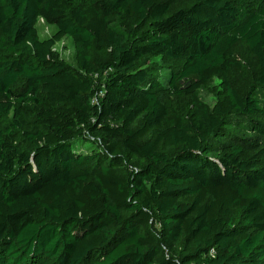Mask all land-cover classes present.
Wrapping results in <instances>:
<instances>
[{
	"label": "trees",
	"instance_id": "16d2710c",
	"mask_svg": "<svg viewBox=\"0 0 264 264\" xmlns=\"http://www.w3.org/2000/svg\"><path fill=\"white\" fill-rule=\"evenodd\" d=\"M259 91L264 0H0V264H264Z\"/></svg>",
	"mask_w": 264,
	"mask_h": 264
},
{
	"label": "rangeland",
	"instance_id": "374dc122",
	"mask_svg": "<svg viewBox=\"0 0 264 264\" xmlns=\"http://www.w3.org/2000/svg\"><path fill=\"white\" fill-rule=\"evenodd\" d=\"M39 32L42 38L49 37L55 32V27L47 25L43 18L39 19L38 22ZM56 50L59 52V55L66 59L67 61L75 64V50L72 40L69 37H65L56 45ZM157 74H161L162 81L164 84H167L168 77V69L167 68H159L156 69ZM254 70L251 68H244L234 72L231 75L232 80L237 83L240 87L246 88L253 81ZM220 91V81L218 79H214L208 86L200 89L201 97L208 102L209 104H214L218 97V93ZM260 97L264 96V92L258 93ZM264 99V97L262 98ZM264 102V101H263ZM241 133H245L247 136L252 135V131L246 130H238Z\"/></svg>",
	"mask_w": 264,
	"mask_h": 264
}]
</instances>
